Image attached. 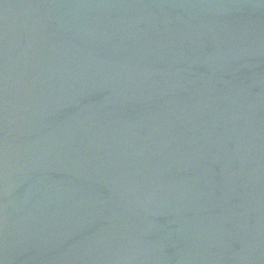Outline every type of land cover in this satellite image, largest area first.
<instances>
[{
  "label": "water",
  "instance_id": "water-1",
  "mask_svg": "<svg viewBox=\"0 0 264 264\" xmlns=\"http://www.w3.org/2000/svg\"><path fill=\"white\" fill-rule=\"evenodd\" d=\"M0 264H264V0H0Z\"/></svg>",
  "mask_w": 264,
  "mask_h": 264
}]
</instances>
